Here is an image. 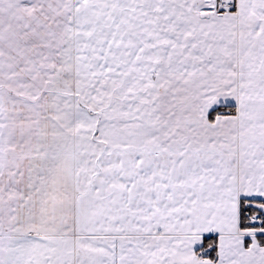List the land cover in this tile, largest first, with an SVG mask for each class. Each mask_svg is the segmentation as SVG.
Masks as SVG:
<instances>
[{
  "label": "snow or ice",
  "instance_id": "6c2138e0",
  "mask_svg": "<svg viewBox=\"0 0 264 264\" xmlns=\"http://www.w3.org/2000/svg\"><path fill=\"white\" fill-rule=\"evenodd\" d=\"M0 264H264V0H0Z\"/></svg>",
  "mask_w": 264,
  "mask_h": 264
}]
</instances>
